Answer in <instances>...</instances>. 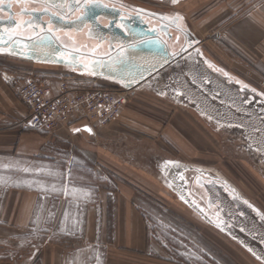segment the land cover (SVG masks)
I'll list each match as a JSON object with an SVG mask.
<instances>
[{"label": "rangeland", "instance_id": "1", "mask_svg": "<svg viewBox=\"0 0 264 264\" xmlns=\"http://www.w3.org/2000/svg\"><path fill=\"white\" fill-rule=\"evenodd\" d=\"M133 1L158 10L173 11L164 3ZM56 5L61 3L57 2ZM54 7L65 10L64 7ZM201 13H190V21L205 16ZM228 23V20L203 22L199 26L203 27L200 28L202 33L196 38L201 41L198 47L208 59L225 71L243 77L264 93V61L248 59L228 42L224 33ZM11 75L17 82L35 78L44 84L64 80L81 86L120 85L111 80L90 78L60 66L37 64L0 54L1 80L9 85L4 76ZM158 80L162 82L160 86L156 83ZM129 103L137 105L149 116L162 117L159 125L149 122L142 131L143 119L135 117L119 120V115L111 122L119 130L109 132L106 138H97L96 141L123 166L106 162L104 165L94 164L91 168L96 180L100 181L98 183H101V179L106 180L110 187L116 189L115 186L122 182L135 190L137 204L146 219L148 237L152 243H149L145 253H140L137 260H133L134 257H118L117 253L104 248L90 250L87 264H150L152 261L153 264H264L249 256L240 245L201 224L183 210L171 194L170 184L163 172L165 163L169 161L199 166L229 180L264 211V146L257 145L256 139L241 127L216 121L207 115L180 90L170 67L142 88L134 87ZM106 125H99V129ZM49 234L58 239L65 251L77 253L86 248L85 240L80 235L62 237L53 232ZM44 236H29L21 249L30 250L28 255H31L34 248L40 246L39 242L44 243L46 238H50ZM16 256L26 255L19 251ZM31 264H39V260Z\"/></svg>", "mask_w": 264, "mask_h": 264}, {"label": "crops", "instance_id": "2", "mask_svg": "<svg viewBox=\"0 0 264 264\" xmlns=\"http://www.w3.org/2000/svg\"><path fill=\"white\" fill-rule=\"evenodd\" d=\"M167 5L172 16L182 17L175 22L195 39L202 33L199 26L203 22L228 20L224 28L228 42L248 59L264 61V0H178ZM190 13L205 16L192 22ZM58 84H48L52 93ZM25 114L26 106L0 78V264L37 260L39 264H87L89 251L100 248L137 260L152 243L137 194L127 183L119 182L116 189L106 180L98 183L91 168L106 162L123 166L96 141L118 131V126L113 127V121L99 129V125L72 117L67 125L49 134L25 126ZM147 114L129 103L119 120L140 117L142 131L149 122L159 125L162 117ZM169 165H164L165 178ZM49 232L62 237L80 235L86 248L77 253L65 251ZM31 235L50 238L39 242L28 255L30 250L21 246ZM19 251L26 256H16Z\"/></svg>", "mask_w": 264, "mask_h": 264}, {"label": "water", "instance_id": "3", "mask_svg": "<svg viewBox=\"0 0 264 264\" xmlns=\"http://www.w3.org/2000/svg\"><path fill=\"white\" fill-rule=\"evenodd\" d=\"M100 2L108 7H92L87 17L79 21L76 18L85 12L84 0L69 5L65 12L41 0H5L4 10L0 11V54L60 66L81 75L115 81L126 88L138 87L170 67L180 90L206 114L247 129L264 128V121L253 117L218 114L209 94L228 102L238 95L237 88L227 75L211 68V62L198 44L194 45L196 39L187 29L114 0ZM46 8L58 15L46 14ZM21 21L32 23L25 26ZM120 22L127 31L117 27ZM46 36L52 39L41 40ZM255 226L263 230L264 221Z\"/></svg>", "mask_w": 264, "mask_h": 264}, {"label": "flooded vegetation", "instance_id": "4", "mask_svg": "<svg viewBox=\"0 0 264 264\" xmlns=\"http://www.w3.org/2000/svg\"><path fill=\"white\" fill-rule=\"evenodd\" d=\"M41 1L49 3V0ZM114 1L159 17H173L170 12L158 10L153 6L144 5L133 0ZM150 1L164 4L172 2V0ZM55 2L63 4L65 9L63 11L65 12L69 5L75 3L76 0H55ZM166 20L173 22L171 19ZM195 44H198L197 41L194 42ZM201 52L203 53L202 50ZM207 60L211 62L212 69H222L220 72L227 74L229 80L235 84L236 91H238V95L228 102L219 100L209 94V97L216 104L218 114L220 116L233 113L241 114L264 121V93L243 77L229 73L214 61L208 58ZM163 71L165 72V68L161 71V74H163ZM157 83L161 85L162 82L158 80ZM244 85H247V87H244ZM199 88L202 89L200 85ZM210 117L219 122L241 127L256 139L257 145L264 146V128L251 127L247 129L243 125L234 122ZM166 178L170 184L171 194L178 200L183 210L201 224L240 245L253 259L264 262V229H255L256 222L264 221V211L256 203L251 201L226 178L199 166L176 161L169 165ZM218 224L221 226L218 227Z\"/></svg>", "mask_w": 264, "mask_h": 264}, {"label": "built area", "instance_id": "5", "mask_svg": "<svg viewBox=\"0 0 264 264\" xmlns=\"http://www.w3.org/2000/svg\"><path fill=\"white\" fill-rule=\"evenodd\" d=\"M4 79L27 108L23 124L49 134L67 125L72 117L100 126L115 121L134 89L122 85L81 86L62 80L52 93L51 87L39 79L17 82L13 75L4 76Z\"/></svg>", "mask_w": 264, "mask_h": 264}, {"label": "snow or ice", "instance_id": "6", "mask_svg": "<svg viewBox=\"0 0 264 264\" xmlns=\"http://www.w3.org/2000/svg\"><path fill=\"white\" fill-rule=\"evenodd\" d=\"M177 2H178V0H172V3L173 4H175ZM4 3H5V0H0V11H3L4 10V7H3L4 6ZM49 4L51 6H58L61 9L63 8V5L62 4L61 5H56L55 0H49ZM76 4L77 5L79 4V0H76ZM10 6L11 5L9 4L8 7H10ZM83 7L85 8V12H83L80 16H78L76 18L79 21H83L87 17L88 10H90L92 7H97V8L103 7V8H106V7H108V5L107 4H102L100 2V0H84ZM69 11H71V8L69 9ZM24 13L26 14V10H24ZM45 13L46 14H50V15H58V13H49L47 8L45 9ZM161 18L162 19H171L173 22L179 21V20L182 19V17L179 16V14H175L173 17L162 16ZM96 19L98 20L99 18L97 17ZM122 20H123V17H121V21ZM21 23H23L25 26H30L32 22L31 21H21ZM105 27H108V25H105ZM117 27L123 29L124 31H127L128 30L127 27L122 22L118 23L117 24ZM49 31H51V28H49ZM89 31L91 33L93 31V28H90ZM44 39L51 40L52 37H50V36L41 37V40H44ZM177 39H179V38H177ZM158 42L159 41H153V43H158ZM122 53H123V49H121V54ZM152 67L155 68V65H152ZM217 71H222V69H217ZM93 75H95V73H93ZM225 75H227V74H225ZM126 86H128L127 83H126ZM244 87H247V85H244ZM253 91H255V90L253 89ZM89 131H90V129H89ZM168 163L169 164H172L173 162L169 161ZM181 179H183V177H181ZM181 198L183 199L184 197L182 196ZM217 226L220 227L221 225L218 224Z\"/></svg>", "mask_w": 264, "mask_h": 264}, {"label": "trees", "instance_id": "7", "mask_svg": "<svg viewBox=\"0 0 264 264\" xmlns=\"http://www.w3.org/2000/svg\"><path fill=\"white\" fill-rule=\"evenodd\" d=\"M90 78H95V77H92V76H89Z\"/></svg>", "mask_w": 264, "mask_h": 264}]
</instances>
